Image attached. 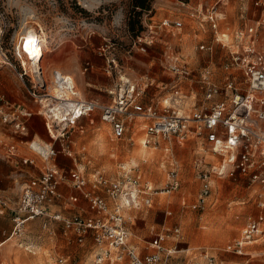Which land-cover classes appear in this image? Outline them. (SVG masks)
<instances>
[{"label":"rangeland","instance_id":"374dc122","mask_svg":"<svg viewBox=\"0 0 264 264\" xmlns=\"http://www.w3.org/2000/svg\"><path fill=\"white\" fill-rule=\"evenodd\" d=\"M240 1L247 12L253 10V0H229L223 8L232 17L231 21ZM216 2L152 0L150 10L141 11L132 7L131 0H0L1 45L4 50L11 51L13 44L25 37L29 30H34L33 33L42 39L40 66L49 92L53 90L54 71H60L73 78L81 99L96 94L110 102L111 97L104 90L123 77L138 85L147 84L144 101L155 105L158 102L162 105L160 98L176 89L174 75L165 68L164 54L171 48L189 63L192 70L191 85L189 89L183 88L184 93L189 95L193 90L196 101L201 103L203 97L196 88L200 85L197 82L199 73L210 67L216 80H220L229 47L213 42L209 26L198 25L189 13L199 10V4L204 12ZM165 19L171 25L160 27V22ZM176 22L180 25L176 26ZM150 23L154 25V38L143 39L149 35L147 26ZM227 24L231 25L228 21ZM138 38H141L140 43ZM203 43L214 45L216 50L212 56L199 50L198 46ZM102 47H107L106 55L116 60L117 66L111 74L106 73L104 56L99 53ZM91 56L102 59L101 69L97 71V77L107 84L102 91L84 83L90 72L82 71ZM8 57L11 58V53ZM0 72L1 86L13 100L28 102L41 111L39 104L33 103L25 87L7 66ZM99 126L95 122L86 127L83 136L75 134L80 140H75V153L71 159L75 158L78 168L91 172L96 167L106 176L115 178L120 173V166L127 170L137 166L157 190L163 189L169 171L178 173L179 188L169 193L159 191L152 208L145 214L137 212L135 224H127L128 242L140 255L158 252L164 264H264V223L254 242L246 246L248 255L225 252L226 244L240 238L249 220L258 216L264 219V206L260 205L264 202V189L250 183L246 177L218 178L208 174L210 194L203 208L192 209L202 185L200 173L210 171L207 163L212 159L199 151V145L194 146L189 140L180 148L173 143L171 151L166 153L162 149L164 142L160 141L156 148L148 146L154 152L153 157L135 158L132 163L131 157L138 151L140 140L145 139V131L135 129L121 140H111L109 126ZM41 137V140H49L44 131ZM90 137L91 143L85 149L86 158L81 146L82 141ZM40 138L36 136L35 140L41 142ZM58 156L59 161L71 163L69 157ZM205 157L206 160H202ZM196 160L204 161L203 167L196 168ZM8 174L10 177H6ZM20 174V167L0 160V195L8 200L6 207H0V264H108L95 261L91 241L78 244L63 235L60 228H54V235H49L41 228L38 219L28 221L19 237H11L12 205L29 178ZM167 211L171 214L167 215ZM175 229L178 233L174 232ZM159 236L163 237L160 242ZM157 245L161 248L158 249ZM60 259L64 261L59 263Z\"/></svg>","mask_w":264,"mask_h":264},{"label":"built area","instance_id":"2783aa9c","mask_svg":"<svg viewBox=\"0 0 264 264\" xmlns=\"http://www.w3.org/2000/svg\"><path fill=\"white\" fill-rule=\"evenodd\" d=\"M254 6L261 8L260 17L252 24L238 28L230 40L220 33L216 5L201 10H192L189 15L202 26L206 22L212 33L213 42L229 47L227 62L222 65V77L216 80L214 70L203 69L199 84L206 100L218 97L207 108L181 112L170 97L161 109L144 107L139 103L143 91L128 78L119 77L115 81L111 103L102 105L95 101L81 99L74 83L59 71L53 74V90L43 78L38 60L32 59L25 50V39L13 44L11 51L1 45L3 30L0 29V69L9 67L17 79L26 85L34 103H38L44 118L46 131L52 144L39 150L44 166L39 175L26 181L19 199L12 210L13 228L11 237H19L28 221L40 220L41 228L49 235L54 230L53 223L60 224L65 234L74 236L76 243L84 244L91 237L94 257L97 263L108 264H164L158 252L140 255L128 244V231L123 216L124 207L142 208L153 204L158 193L176 191L180 180L176 170L167 173L166 183L161 190L153 188L143 179L139 171L122 169L115 178L95 172L91 178L78 169L63 171L50 162L59 154L72 157V133L79 119L93 111L100 112V119L111 126L114 139H122L126 132L124 119L141 116L148 121L145 127L144 144L156 147L160 140L182 145L191 139H203L204 151L209 152L215 162L210 171L200 173L202 182L200 193L192 209L203 208L210 194L208 174L217 177H246L252 184L264 189V0H253ZM168 20L160 22V27H169ZM180 25L179 22L175 23ZM154 25L150 23L147 39L153 38ZM180 27V26H179ZM35 43L42 48V39L35 34ZM141 42V38H138ZM107 48V47H106ZM106 48L99 50L106 62V73L111 74L117 66L114 57L106 55ZM199 50L211 53L213 44H200ZM228 48V49H229ZM165 54V68L175 77L178 85L192 79V70L185 60L168 49ZM11 53V58L8 57ZM13 57V60H11ZM62 85V86H61ZM32 116L26 106L12 103L0 91V124L10 128L14 135H28L27 122ZM170 147L165 150L168 151ZM0 152L8 159H16L18 150L10 138L0 134ZM23 164L34 165V159L22 158ZM199 164V162H197ZM197 165V164H196ZM77 194L65 197L60 187L68 184ZM160 191V192H159ZM82 199L87 203L90 215L73 213L65 216L56 209L60 203L65 207ZM108 200L112 202L109 204ZM7 200L0 197V205L7 206ZM264 206V202L260 203ZM263 216L249 220L240 238L225 248L235 254H242L246 243L254 241L261 233ZM178 233V229L174 230ZM163 237L159 236V242ZM160 249V245H157ZM64 260L60 259L59 263Z\"/></svg>","mask_w":264,"mask_h":264},{"label":"crops","instance_id":"0c3cea01","mask_svg":"<svg viewBox=\"0 0 264 264\" xmlns=\"http://www.w3.org/2000/svg\"><path fill=\"white\" fill-rule=\"evenodd\" d=\"M228 3H229V0H217V2L214 5H217V8H218L217 10L220 9V11H221V12L218 11V13L220 14L219 17L221 18L220 21H219V25H218L219 31H220V33L226 34V36L231 40L233 38L234 32L238 28L243 27L245 25L252 24L255 20H257L260 17L261 10L258 11L257 8L259 9V7L254 6L253 7V10L251 12H247L248 10H246L245 5L242 4V2L240 1L239 5H238V7L236 9V13L233 16L234 18L231 21V18L232 17H230L228 15V13L226 12V8H223V7H226L228 5ZM198 8H199V10L202 9L201 8V4L198 5ZM206 9H207V7H206ZM227 21L231 24L230 26L227 24ZM203 24L208 25L206 22H204ZM215 50L216 49H215V47L213 45V51L210 53V56H212L215 53ZM229 50H230V48H229ZM227 53H228V49H227ZM165 54H167V53H165ZM42 57H43V53H42ZM42 57H41V60H40V64H41V61H42ZM89 60H90L89 63H86V65H85V67H84V69L82 71V73H85L88 70L90 72V76L87 77V79L84 81V83L86 85L94 86L99 91H102L103 87H106L107 86V84H105L101 79H99L97 77V71L99 69H101L102 59H99V58H97L95 56H91ZM186 63L189 65L188 62H186ZM206 68L211 69L210 67H205L204 69H206ZM10 70H11V72H13L12 69H10ZM211 70H213V69H211ZM1 73L2 72H0V74ZM200 73H199V75H200ZM62 74L65 75V76L67 75V74H64V73H62ZM67 77H71V76L70 75H67ZM187 81H189V82H184V84L181 83L179 85L177 83H175L174 87L176 89L174 87H172V90L175 89L173 92H171V93L167 92V93H165L160 98L161 101H162L161 102L162 105H160L159 102L156 105L154 103H151V102L150 103H146L144 101V97H145V89L147 87V84H145V85H138L136 83L138 85V87H140V89L143 91V94H142V96L139 99V103L141 105H143L144 107H152L154 109H161L164 105H166L169 102L167 100L170 97H173L174 99H176L173 103H175V105L178 104V105H176V107L181 112H189V111H192V110H198V109L207 108V107H209L210 105H212L213 103H215L218 100V97L217 96L214 97L212 100H206L205 97H204V92L201 89V86L200 85H197L196 86L197 91H200L201 92V95L202 96L201 95L200 96L203 97V98H202V102L201 103H200L199 100L196 101V96L193 93V90H192V92L189 95L186 94V93H184V89L183 88L188 87V89H189V87L191 85L192 79L187 80ZM21 84L25 87V90L27 91L26 85H24L22 82H21ZM114 84H112L111 86L108 85V86H110V88L104 90V92H106L111 97L110 102L107 101L106 99H104L102 96L96 95V94L93 95V96H89L88 97L89 99H85V100L95 101L96 103H99V104H102V105H107V104L111 103L112 100H113V98H114V95H113ZM1 85L2 84L0 83V91L6 95V97L8 98L9 101H11L12 103H15V104H19V105L26 106L30 111H32V116L29 118V120L27 122L28 135H26V136L14 135V134L11 133L10 128L4 127V126H2L0 124V134H3L4 136H6V137L10 138L11 140H13V142L15 143V145L17 147V150H18L17 160L16 159H8L4 155H2L1 152H0V160L4 161L6 163H9L10 165L20 167V170H21V174L20 175L23 176V177H29L28 178V180H29V179L35 178V176L39 175L40 170H42V167L44 166V162H43V159L40 157L39 150H41V149L43 150V149H46L47 147H49L52 144V141H51V139H50V137H49V135H48V133L46 131L45 123H44V118L41 116L40 111L38 110V108L32 106L28 102H18L16 100H13L12 99V95H9L10 93H8L6 90H4ZM164 88H166V86ZM79 95H80V93H79ZM197 102H198V104H197ZM95 122H97L98 124H100V126L98 128H101L102 125L109 126L111 140H121V139H114L113 138L112 131H111V126L109 124H107V123H104L100 119V112L98 110H95L89 116L83 117V118H81V119L78 120L77 126L73 130V133H72L71 149H72L73 153H75L74 152V146L76 145V141L75 140H77V139L80 140V138H76L75 134L79 133L80 136H83L84 133L86 134V130H87L86 127H90ZM124 122L126 123V132H125L124 137L126 136V134L128 132L129 133H133L135 129H140V130L142 129V130L145 131V127H146V125L148 123V121L146 119H144L143 117H141V116L134 117L133 119H124ZM43 131L47 133V135L49 137V140L48 141L47 140H41V138H42L41 137V133ZM36 136L39 137V138L41 137L40 138L41 142L35 140V137ZM91 139H92V137L86 139L85 142L82 141L83 146H81V150H82L81 152H84L85 151L83 153V155L86 158L88 156L87 153H86V150H85L86 149V145L89 144V143H91L90 142ZM160 141L161 142H164V146L162 147V149L166 153L170 152L171 149H172V144L173 143H176V142H173V143L168 144L165 141H162V140H160ZM160 141H159L158 145H160ZM190 141H193L194 146L195 145H199V147H198L199 151H201V152H203V153L208 154V155L211 156L212 159H210V161L207 163L208 166L216 161L215 158L209 152L204 151V149L206 148V142L203 139H191ZM176 144L180 148H182L184 146V144H182V145H179L178 143H176ZM95 146L96 145H94L93 148H95ZM146 146L148 147V145H146ZM106 147H109V145L106 146ZM149 147H152V146H149ZM156 147H153V148H156ZM167 147H170V149L168 151L165 150ZM58 157L56 159L52 160L50 162V164L57 166L58 168L62 169L63 171H71V170H74V169H78L79 171L83 172V174L86 175V177H88V178H91L92 175L95 172H101L102 174H104L103 171L97 170L96 167L91 172L85 171L84 168H78L76 166V164H75L76 163L75 162V158H73V159L70 158L71 159V161H70L71 163H65L63 161H59V158ZM22 158L34 159V165L23 164L21 162V159ZM87 160H88V163L91 162V159L90 158H88ZM202 160H206V157L204 159H202ZM197 162H199V164ZM201 162H203V163H201ZM70 164L72 166H70ZM201 164H205L204 161H201V160H199V161L196 160L195 161V167L196 168L201 167L202 166ZM134 168L137 169L138 167L137 166H134V167H132V168H130L128 170H132ZM23 169H27V170H23ZM122 169H125L124 166H120V173L122 172ZM125 170H127V169H125ZM139 173L142 175V173L140 171H139ZM6 177H10V175L8 174V175H6ZM107 177H109V176H107ZM142 177H143V179L149 181L143 175H142ZM110 178H112V177H110ZM218 178H229V177H218ZM230 178H234V177H230ZM150 184H151V182H150ZM210 188H211V182H210ZM60 191L62 192V194L65 197H67V196H69L71 194H77L73 189L70 188L69 182H68V184L62 185L60 187ZM20 192H21V190H20ZM19 196H20V193H19V195L17 196V199L15 200V202L12 205L11 213H12V210L15 208V205H16L18 199H19ZM156 196H154L152 206L155 203ZM0 197H3V196L0 195ZM108 202H109L110 205H112V202L110 200H108ZM7 204H8V202H7ZM152 206H150V207H142V208H132V207H124L123 208V211L122 212H123V216L125 218V228L128 231V238H129V230H128V225L127 224L129 223L130 225H134L135 224V219H136V213L137 212H139V213H143L144 212V214H145L149 209L152 208ZM0 207H3V206L0 205ZM56 209L59 210V211H61L65 216L72 215L73 213H79V214H83V215H90V213L88 211V208H87V203L84 200H82V199H80L78 203L69 205L68 207H65L64 205H62L60 203L58 206H56ZM166 213H167V215H170L171 214L170 211H167ZM263 223L261 224V227L263 226ZM51 227L54 230V232H53L52 235H54L56 228H60L61 231H62V233H63V235L69 237V239L75 240V238H74L73 235H71L69 233L68 234H65L63 232V229H62V227H61L60 224L53 223L51 225ZM9 239H10V237L7 240H9ZM86 241H91V243H92L91 237H88ZM252 242H254V241H251V242L246 243L244 245V247H243L242 254H236V255H248L247 252H245V248H246V246H249V244H251ZM128 244L130 246L134 247L129 242H128ZM228 244L229 243H227L226 246ZM92 245H93V243H92ZM92 247H94V245ZM134 248L136 250V247H134ZM225 252L229 253L230 251H227L226 248H225ZM230 253H233V252H230Z\"/></svg>","mask_w":264,"mask_h":264},{"label":"bare ground","instance_id":"6f19581e","mask_svg":"<svg viewBox=\"0 0 264 264\" xmlns=\"http://www.w3.org/2000/svg\"><path fill=\"white\" fill-rule=\"evenodd\" d=\"M34 30H29L27 35L24 37L25 39V50L27 51V53H29L30 57L32 59L38 60V62L40 63V59H41V55H42V49L39 45H37L35 43V34L33 33ZM67 80L71 81L74 83L73 78L71 77H67ZM62 86V85H61ZM144 139H141L139 142V148L138 151L136 152L135 156L131 157V162L135 163L134 159L135 158H141L143 156H148V157H153L154 156V152H152L146 145H144Z\"/></svg>","mask_w":264,"mask_h":264},{"label":"trees","instance_id":"16d2710c","mask_svg":"<svg viewBox=\"0 0 264 264\" xmlns=\"http://www.w3.org/2000/svg\"><path fill=\"white\" fill-rule=\"evenodd\" d=\"M151 1L152 0H131V3L134 9H140L141 11H143V10H150Z\"/></svg>","mask_w":264,"mask_h":264}]
</instances>
